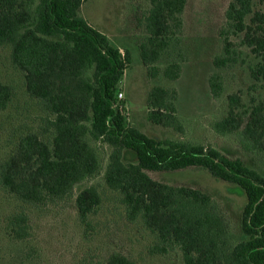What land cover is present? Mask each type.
Returning a JSON list of instances; mask_svg holds the SVG:
<instances>
[{
    "label": "trees",
    "instance_id": "16d2710c",
    "mask_svg": "<svg viewBox=\"0 0 264 264\" xmlns=\"http://www.w3.org/2000/svg\"><path fill=\"white\" fill-rule=\"evenodd\" d=\"M86 0H0V47L11 48L13 65L25 74L29 95L41 102L46 119L45 141L37 134L20 138L15 150L0 163V189L25 204L44 207L71 198L75 187L100 174L102 161L94 142L110 148L104 180L122 197L127 219L140 220L157 237V252L178 247L184 264H264V176L241 159H232L213 146L182 141H159L131 128L115 107L118 86L130 54L114 47L109 38L80 15ZM188 0H151L152 8L141 25L148 34L141 45L143 63L154 67L183 29ZM232 0L219 30L224 54L213 60L216 68L238 61L233 37L250 49L258 62L252 79L263 96L245 109L242 98L229 96V112L215 123L222 135H236L240 146L264 160V0ZM153 66V67H151ZM178 63L164 75L177 80ZM209 86L214 97L222 94L219 75ZM14 89L0 79V111L11 103ZM176 91L155 87L149 95V118L156 125L184 132L176 117ZM133 152L136 162L125 163ZM202 168L212 177L236 185L247 203L241 220L245 240L231 244L229 230L218 205L198 189L173 186L151 178L149 172ZM101 203L96 187L76 198L79 217L86 223ZM23 213L11 218L16 239L27 237ZM137 264L121 253L104 262Z\"/></svg>",
    "mask_w": 264,
    "mask_h": 264
},
{
    "label": "rangeland",
    "instance_id": "374dc122",
    "mask_svg": "<svg viewBox=\"0 0 264 264\" xmlns=\"http://www.w3.org/2000/svg\"><path fill=\"white\" fill-rule=\"evenodd\" d=\"M231 1L188 0L182 16V32L174 36L169 48L154 64L158 69L155 77L141 58V45L148 38L141 22L152 8L151 0H86L80 15L104 33L122 55L130 54L116 101L129 127L159 141L213 146L229 158L241 159L264 176L261 157L243 150L236 135L222 136L213 128L228 115L229 96L239 95L245 109L252 106L253 98L263 96L260 84L250 73L258 59L242 46L240 39L233 37L240 53L236 63L220 69L213 64L215 57L224 54L219 30L226 22L225 13ZM255 3L256 9H260L259 0ZM11 53L9 46L0 47V79L14 89L11 103L0 111V163L27 134H37L45 141L50 139V133L46 132L49 115L41 102L27 92L25 74L13 65ZM173 63L182 68L175 81L164 75ZM213 74L219 75L222 82L223 90L218 98L209 86ZM155 87L176 91L175 115L184 132L150 121L152 110L148 100ZM93 144L100 154L102 170L96 177L77 185L71 198L35 207L0 189V264H89L104 262L113 253H121L137 264H184L178 247L166 254L158 253L157 237L140 220L132 223L127 219L120 193L111 190L104 180L111 150L102 141ZM123 159L125 163L136 162L133 152H125ZM148 174L158 182L195 188L209 195L226 220L230 243L235 245L245 240L241 220L247 198L239 187L212 177L202 168ZM90 186L98 189L101 203L83 223L76 198ZM17 213L27 218V237L23 240L11 233V218Z\"/></svg>",
    "mask_w": 264,
    "mask_h": 264
},
{
    "label": "built area",
    "instance_id": "2783aa9c",
    "mask_svg": "<svg viewBox=\"0 0 264 264\" xmlns=\"http://www.w3.org/2000/svg\"><path fill=\"white\" fill-rule=\"evenodd\" d=\"M118 96H119V98L121 99V98L123 97V94L120 93ZM117 103H118V102H116V105H115L116 108H118Z\"/></svg>",
    "mask_w": 264,
    "mask_h": 264
}]
</instances>
